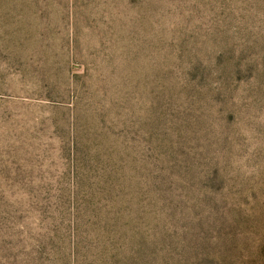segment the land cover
<instances>
[{
    "label": "rangeland",
    "instance_id": "374dc122",
    "mask_svg": "<svg viewBox=\"0 0 264 264\" xmlns=\"http://www.w3.org/2000/svg\"><path fill=\"white\" fill-rule=\"evenodd\" d=\"M0 264H264V0H0Z\"/></svg>",
    "mask_w": 264,
    "mask_h": 264
}]
</instances>
